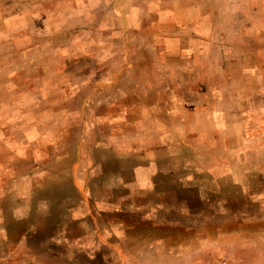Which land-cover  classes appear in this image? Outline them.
<instances>
[{
    "label": "rangeland",
    "instance_id": "1",
    "mask_svg": "<svg viewBox=\"0 0 264 264\" xmlns=\"http://www.w3.org/2000/svg\"><path fill=\"white\" fill-rule=\"evenodd\" d=\"M260 3L0 0V264H264Z\"/></svg>",
    "mask_w": 264,
    "mask_h": 264
},
{
    "label": "crops",
    "instance_id": "2",
    "mask_svg": "<svg viewBox=\"0 0 264 264\" xmlns=\"http://www.w3.org/2000/svg\"><path fill=\"white\" fill-rule=\"evenodd\" d=\"M258 6L260 8L262 7L264 9V4H261V3L258 4L257 8H258ZM250 36H252V35H250ZM155 167H156V165L153 166V165H150V164L137 166V168H136L137 169L136 170V173H137L136 184L138 186H142L143 188H146V189H149V186L153 188L155 183L151 182V171Z\"/></svg>",
    "mask_w": 264,
    "mask_h": 264
}]
</instances>
